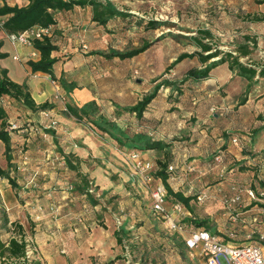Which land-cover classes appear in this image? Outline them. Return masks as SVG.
<instances>
[{
  "label": "crops",
  "instance_id": "1",
  "mask_svg": "<svg viewBox=\"0 0 264 264\" xmlns=\"http://www.w3.org/2000/svg\"><path fill=\"white\" fill-rule=\"evenodd\" d=\"M83 1L85 5L53 12L54 23L45 36L54 46L50 55L55 60L51 75L33 73L27 65L28 56L31 53L35 57L32 61H36L38 52L31 47L12 45L0 30V53L4 54L0 72L5 71L9 81L26 85L36 106L50 104L51 109L46 111L56 122L51 129L48 127L51 120L42 117V110L32 111L9 96L0 97V109L5 113L0 129L4 123L9 136L8 150L0 140V169L9 177H0V212L3 227L10 222L22 230L29 227L39 249L33 264H92L91 255L96 249L104 253L99 262L112 255L111 249L118 243L111 236L115 235L110 226L112 216L125 208L128 222L136 204L132 196L144 191L141 185L147 188L151 185L135 172L131 153L154 163L166 162L165 184L173 194L191 197L187 205L180 203L188 214L193 212V205L220 202L229 186L244 188L246 193L247 186L255 185L253 178L260 167L254 164L255 157L264 155V78L256 75L249 83L224 62L212 68L204 79L185 81L179 91L173 86L160 88L137 118L124 109L140 101L151 86L143 88L118 73L146 71L150 67L146 56L142 65H129L141 54L146 55V51L121 60L128 61L123 66H110L115 77L102 76L100 73L110 70L104 62L118 59L106 57L115 47L101 51L103 28L111 21L118 22L119 17L100 25L93 19L91 0ZM219 1L225 2L229 10L244 11L251 17L264 16V0ZM125 3L119 1L114 7L124 13ZM27 4L26 0H10L7 5ZM256 25L262 26L264 22ZM231 32L235 37L236 33ZM195 61L196 58H191L186 63ZM184 62L175 67L181 77L195 66ZM198 63L199 68L202 64ZM106 79L114 81L113 84L105 85ZM56 94L62 101L54 100ZM172 94L177 96L170 99ZM90 103L96 109L90 119L100 124V118H104L116 126L117 132L101 131L87 118L77 119L66 111V106L80 108ZM10 124L17 129L11 130ZM139 133L168 147L163 151H142L120 135ZM233 139L238 143H233ZM216 156H220V162L214 160ZM168 167L172 170L168 171ZM153 182L167 193L161 179L155 178ZM245 193L234 195L239 200L229 205V212L219 219L221 223L209 220L211 228L220 233L215 236L238 245L255 243L264 232V210L254 211L256 205L246 208L243 203L250 197L246 198ZM262 194L256 192L260 197ZM124 196L126 201H118L114 208L107 205L109 198L117 200ZM168 196L173 200L174 197ZM92 197L97 203L92 202ZM130 203L131 211L127 207ZM98 218L103 226L96 224ZM103 232L108 233L107 242L101 239ZM229 234L233 237L229 238ZM103 264L115 261L110 258Z\"/></svg>",
  "mask_w": 264,
  "mask_h": 264
},
{
  "label": "rangeland",
  "instance_id": "2",
  "mask_svg": "<svg viewBox=\"0 0 264 264\" xmlns=\"http://www.w3.org/2000/svg\"><path fill=\"white\" fill-rule=\"evenodd\" d=\"M91 1L97 2V0ZM119 1L127 2L124 5V13L121 12L125 16H118V22L111 21L107 27L103 28L104 39L102 41L103 44H101L103 48L101 51L107 52L111 46L116 49L115 51L112 49L113 52L122 53L144 46L145 50L143 52L146 51V55L141 54L143 52L139 53L141 55L133 59L134 61H131L129 65H142L143 58L146 56L150 67H146V71L142 72L126 73L125 71H120L118 74L125 75L130 82L135 80L136 85H142L143 88L151 86L146 95L152 93L156 87H159L157 92L160 88L171 87L182 80L187 72L202 70L212 63H217L225 54L237 56L235 46L238 45L246 44L249 48H254L250 55L238 57L240 63L264 68V25H256V23L260 22L254 20L255 17L253 16L245 15L244 11L235 12L234 10H229L223 1L98 0L103 5L109 3L114 9V5ZM148 23L153 25L148 27ZM231 31L236 33L235 37H233ZM201 32L209 33L211 38H204L200 35ZM193 38H203V42L210 46V50L201 52ZM181 50L185 51L182 52ZM199 54L207 57V60L201 62ZM34 58L30 53L28 59L33 60ZM191 58H196V61L199 62L198 64H202V66L198 68L196 61L186 63ZM121 60L123 59L118 58L117 60L104 62L105 67H109L108 69L110 70H104L100 74L107 76V78L115 77V73L111 72V67H117L116 65L123 66V64L128 63V61L123 63ZM181 61H185L184 64H189L190 66L192 64L195 65L182 77L175 72L176 65H179ZM112 82L114 81L106 79L105 85H107L106 83L111 85L113 84ZM166 83H170L171 86L166 85ZM173 96L177 95L172 94L169 98L173 99ZM42 117L47 121L52 120L49 115ZM155 164L158 167L157 163ZM257 165L260 166V163H257ZM239 169L243 170V168ZM255 175H257V177L254 176L253 178L255 185L252 184L251 187L247 186L245 188L247 191H252L254 197H250L249 201H245L243 204H246V208L256 205L254 211L261 212V210H264V197L256 195V192L264 193V165ZM153 180H155V177ZM149 184L151 185L148 188L141 185L144 191L132 196L136 203L134 209L131 207V203L127 205L129 211L133 209L131 215L127 217L128 222L125 221L127 214L125 208L112 216L110 226L112 227L111 230H115V235L111 236L113 238L116 237L119 241L116 245H113L114 247L111 249L113 251L112 255L106 257L104 261L99 262L103 258L104 253H101L99 249L93 251L91 258L94 261H92V264H103L110 258L114 259L115 264H204L197 251L189 250L185 245V240L189 234L198 227L195 222L206 221L207 224L202 227L208 229L213 235L220 234L211 228L210 224L212 222H209V220H218V223H221L222 221H219V219L223 218V214L229 212V205L234 204V202H231V199L236 197L234 195H238L239 192L245 193L244 188L236 189L229 186L227 187L226 196L220 202H201L197 206H192L193 212L190 214L184 210L179 216H176L173 211V206L177 201L174 198L172 200L166 193L164 208L170 219L179 227V230L174 231L169 228L165 218L153 211L154 200L152 192L160 186L153 181ZM232 185L235 186V184ZM92 200V202L97 203L96 199L93 198ZM118 201H126L125 196L123 198L119 197L117 200L109 198V204L107 203V205L114 208ZM248 202L249 206L247 205ZM123 207H126V205L124 204ZM209 212L210 215L208 216L207 213ZM228 217L227 219L225 218V221H228ZM98 220L96 224L103 226L100 218ZM14 226L13 222H10L8 226L6 224V227H3V213L0 212V245L6 244L12 237L18 239L19 236H23L24 240H31V245L37 250V256L32 259L34 261L39 255V249L32 238L29 227L26 226L25 230L18 232L13 229ZM88 232L92 233L90 229H88ZM107 234L103 232V236H101V239H105L106 242ZM87 237H89V234ZM83 251H80V256ZM96 252H99V254H96ZM116 252L117 255L115 256ZM0 264H14V261L6 257L3 258L0 255Z\"/></svg>",
  "mask_w": 264,
  "mask_h": 264
},
{
  "label": "trees",
  "instance_id": "3",
  "mask_svg": "<svg viewBox=\"0 0 264 264\" xmlns=\"http://www.w3.org/2000/svg\"><path fill=\"white\" fill-rule=\"evenodd\" d=\"M28 4L26 6L18 7V6H8L3 5L0 7V16H3V24L0 26V30L3 31L6 35L13 34L25 31L33 26H39L41 28H48L50 25L54 23L53 20V12L60 11V10H68L71 9L74 5H85V1L83 0H26ZM92 6H94V17L93 19L100 25H105L109 19L117 16H125V14L116 11L113 6L109 3L107 4H100L95 3V1L89 2ZM256 21L264 22V16L258 18L255 17ZM148 27L152 26V23L147 24ZM204 38H211L210 34L207 32H201ZM196 41V44L201 49V52H207L210 50V46L203 42V38H193ZM1 47V44H0ZM31 47L34 51L38 52L39 59L36 61L28 60L27 65L30 67L33 73L41 72L45 74L51 75L52 66L55 62L53 58L50 57L51 52L54 50V46L51 44L50 40L47 37H43L41 40H33L31 43ZM145 50L144 46L139 49L130 50L127 52L117 53L112 52L106 57H118L120 59H128L132 58L139 53ZM254 48H249L246 44L245 45H238L235 46V52L237 56H232L231 54H225L224 57L217 63H212L208 67L202 70H195L187 72L186 76L180 80L179 82L173 84L172 86L175 90L179 91V86L184 84L187 80H201L208 76L209 71L217 66L219 63L228 62L229 69L232 71H236L237 75L245 78L247 81L252 82L254 77L257 75L258 78H264V68H255L251 66H246L239 62L238 57H245L250 55L253 52ZM201 59V62H205L207 57H203L202 54L198 55ZM4 57V54L0 53V59ZM166 85L171 86L170 83H166ZM145 95L140 101H138L134 106L130 108L124 109L125 112L134 113L137 118L142 116V113L145 111L148 104L152 101V99L156 96L157 89ZM9 96L15 99L18 102H21L24 106L29 108L32 111L35 110H42L46 111L51 109V105L48 103H43L40 106H36L34 101L32 100L30 93L27 91L26 85L16 84L9 81L6 78V72H0V97L1 96ZM66 111L71 116L82 119L83 117L87 118V120L97 126L101 131L104 132H117L116 126L104 118H100L99 122H95L93 119H90V114L95 113L96 109L93 106V103L88 104L84 107H71L66 106ZM5 119V113L3 110L0 109V121L2 122ZM90 119V120H89ZM3 127L0 129V140L5 144L6 149L8 150L9 145V136L7 132L4 130V123L2 124ZM124 137V139L131 140L132 145L139 150H158L163 151L168 147V145L164 144L160 141H152L149 137L145 134L139 133L134 134L133 136H128L126 134H120ZM164 155H167L164 152ZM264 155L256 156L255 162L256 164L260 163ZM158 170L155 172L154 177L161 179L167 189V194L174 197L177 203H181L184 206L188 204L191 197H184L177 193H172L165 184L167 173H166V162L157 161ZM0 177L8 178L7 173L4 170L0 169ZM198 227L204 226L207 224L206 221L195 222ZM13 229H16L18 232L22 231L21 227L15 225ZM119 241V240H118ZM25 253V242L23 236H19V238H10L6 244L0 245V255L3 258H8L14 261V264H21L19 261L21 258L24 257ZM34 261L31 260L30 264H33Z\"/></svg>",
  "mask_w": 264,
  "mask_h": 264
},
{
  "label": "built area",
  "instance_id": "4",
  "mask_svg": "<svg viewBox=\"0 0 264 264\" xmlns=\"http://www.w3.org/2000/svg\"><path fill=\"white\" fill-rule=\"evenodd\" d=\"M10 0H0V7L7 5ZM3 16H0V26L3 24ZM49 33L48 28H41L39 26H33L25 31L7 34L6 37L12 45H22L31 47L33 40H41ZM14 59L17 60L15 57ZM54 100H61L59 94L54 96ZM42 116L47 117L48 112H41ZM49 128L54 129L56 122L51 120L49 122ZM11 130H16L15 124H10ZM233 143H238L237 139H233ZM130 159L133 162L135 172L140 175L143 180L148 184L154 179V174L158 170V167L153 161L143 159L138 153H131ZM216 162H220V156L214 158ZM264 165V157L260 162L259 170ZM172 168L168 167V171ZM258 170V171H259ZM92 192V190L90 191ZM247 195L251 198L254 197L252 191H247ZM264 197V194H262ZM153 211L158 213L160 216L165 218L168 222L171 230H179L178 225L170 219L168 213L164 208L166 192L163 188H156L152 192ZM199 200V198H198ZM239 198L235 197L231 199V202L238 201ZM50 211H53L50 208ZM173 211L177 214H182L184 208L180 203H176L173 206ZM233 234H229V238H232ZM25 242V253L24 257L19 261L22 264H30L31 260L37 256V250L31 245V240ZM185 245L189 250H196L198 255L202 258L204 264H264V232L259 234L258 239L255 243L238 245L230 241H224L221 238L211 234L204 228L194 229L185 240Z\"/></svg>",
  "mask_w": 264,
  "mask_h": 264
}]
</instances>
